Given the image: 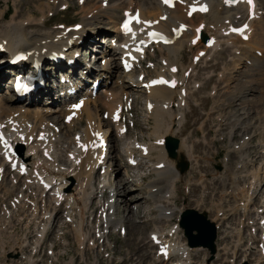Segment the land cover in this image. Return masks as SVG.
Listing matches in <instances>:
<instances>
[{
    "label": "bare ground",
    "instance_id": "6f19581e",
    "mask_svg": "<svg viewBox=\"0 0 264 264\" xmlns=\"http://www.w3.org/2000/svg\"><path fill=\"white\" fill-rule=\"evenodd\" d=\"M53 1H55V9L61 8L62 5L66 4L65 0H53ZM114 1L116 0H99L98 2L100 4L97 7H93L94 2L91 3V5L89 6L88 3L91 1L88 2L87 0H85L81 4L83 5L85 3L84 5L86 4L88 5V7L86 6V9L89 11L86 12V14L83 17V19H85V23L89 18L94 16L93 14L97 16V12L99 13L103 12L100 15L107 17L106 18L107 21L105 22L101 20V23L99 24L97 23L99 27L97 32L100 33L110 32L112 33L110 38L112 37L118 38L119 36L117 19L120 17V14L118 15V10H120L121 13V10L123 8L128 7L132 4L141 10V14L145 18H158L159 15L166 13L167 18L164 21H157V27H160L162 29L176 25L180 21H189L193 23L194 17L189 19L187 18L185 13L187 9V3H190L192 0H185L184 3L182 4H175L174 9L163 8L157 0H120L118 4H113ZM262 2L263 1L258 2V5L256 7V15L254 16L253 19L247 18V7L245 3H238L233 7H226L224 5L223 0H208L209 3L208 12L203 15H199V14L195 15V17L201 16L200 21L206 23L207 31L210 30L209 24H211L214 33L216 35H219V37L221 38L213 45L211 49L208 50L209 53L213 51L215 52L218 48L221 47V45L226 46V49H228V51L233 50V52L235 53V55H233L232 58L236 59L237 61L235 60L234 61L235 63L233 62L234 67L232 68V71H236L239 69V67H243L241 66V63H243L244 60H246L245 57L252 56L253 60L254 58H257L255 59V61L252 60L254 65L256 64L255 63L256 60H260L259 57L255 55H251L250 52L258 51L259 53H261L260 56L262 57L263 52L258 47V44L264 50V44H263L264 42L261 43L260 41L261 40L260 38L264 40V27L263 29H261V31L259 29L258 32L261 33V35H259L260 40L257 42L255 39L254 42L255 46L252 44L255 22L257 21L261 22L260 20L262 19L264 21V14H263L264 12H261V7H260V5H264V2L263 4ZM123 5L126 6L123 7ZM42 7L44 6L42 5ZM81 9L82 11H84V7H82ZM43 18L37 21L35 20V22H31V23H29V20H25L24 18L23 20L21 19L19 21L12 19L10 20L9 23L0 25V44L4 43L3 46L4 50L0 51V87L3 80L9 79L10 73H13L12 70H9L8 57L4 59V55L9 53L8 56H10L13 52H16L18 50L23 51L25 53H30V57L27 60L28 63L41 62L42 67L43 66L45 67L46 64H49L46 65L47 68L53 67L50 64H54L53 70L47 69V72L45 71L49 81L55 76L56 69L58 68L61 69V68L69 67V71L71 69V72L77 74V68L80 66L81 63L79 62L80 60H77V56H76L78 49L77 47L79 45L77 44V39L75 37L77 36L81 38L80 40L81 44L84 42L83 40H86L84 42V47L87 46L90 42L93 41L92 40L93 35H91L88 32L89 27L85 26V28H83L82 26L80 30L78 31L71 30L68 33H65L64 30H59L57 28L53 30L54 32H52L51 30H45L42 28L43 26L41 25H44ZM240 20L241 21L247 20L249 22V29L247 31L248 32L247 41L241 40L240 35H231V36L225 35V31L229 29L231 25L238 26L239 24H235L236 23L235 21H240ZM92 24L93 23L91 22L90 25ZM28 25H34V26L40 25L41 29L32 31L30 30V27H26ZM259 26H262V23H260ZM193 34L194 31L192 29L186 30L183 32L181 37L178 40H176L173 44L163 48L165 49V53L163 50L159 49V54H160L159 60H161V63L165 65L160 64L159 68L155 70V75L162 73V74H168L172 78H175L176 87L173 89L167 88L164 85L142 88L140 86L142 82L137 83V81L133 80L130 75H127L126 78L119 73L117 79L121 80V82L115 85L114 89L112 90V91L115 90L116 92L115 91L111 92L108 95V93L105 94V89H104L102 90V93H100L99 95L100 97L94 100L92 99L91 95H86L87 98L84 99L83 107L80 110L75 111L74 116L69 119V122L67 124H64L60 127L56 123L57 120L52 119L54 118L52 116L53 114H51V111H54L53 109H50L49 112H47L44 109L39 108L41 110H37L36 108L34 112L32 111L26 112V109H30L29 106L25 108L16 106L17 107L16 108L9 103L11 101V98L0 99V126L5 125L8 130L12 126H14L17 129V133H13L10 131L6 132L7 134H9L8 139L12 142H16L18 140L22 141V139L26 140L25 141L26 151L24 153L23 158L20 156L22 163H24L30 168L37 169L50 184L52 183L53 186L50 187L49 189L42 188L39 185L33 183L30 174L24 176L23 183L21 184V188L18 191L19 195L18 194L15 195V197L17 198V203L14 205V209H16V206H20L23 209L27 207L26 206L27 204L32 203L33 204L31 206L33 207L32 214L34 215V212L36 213L37 211L36 204H39V202H42L45 199L44 193L46 192L48 193L46 195H48V197L51 198L52 203L55 205L60 201L59 198L62 196L66 200L65 206L70 207L69 209L66 210L67 212L66 215L71 211L70 215L72 217L74 211H76L77 215L81 218V222L78 223V225L74 226L73 233L76 234L79 245H81L82 249H84L83 246L84 241L88 242L92 240V238L89 235L85 234V232L83 231L85 225H82V222L84 221L83 215L85 211L88 209L91 200L95 197H97L98 199H102L103 192L107 191L109 194L108 200L106 201L107 210L113 209L112 213L114 214L117 210V205L115 204V202H117V200L119 201V199H114V194L115 192L123 190L120 187L119 182H116L114 179H111V175L108 172V169L105 170L106 171L105 174L100 178L97 186L95 187L97 157L101 151L96 147L97 142L94 139V134H96L97 132H102L104 137L107 138L108 143H109V136H111V138H120L121 136L119 133L121 126L111 129L112 126L111 123L99 117V112H100L99 110H101L102 108L112 109L116 105V103L120 101L122 94H128L130 92L129 89L132 88L131 87L132 85L130 83L136 82L138 85L136 87H133L132 91L134 90L135 92L146 93L145 101H144V109H143V113H144L143 123L148 124V120L152 119L153 121L152 131L147 133L149 136H151V139L149 140V142H139L137 138H135V136H131L129 140L125 141L123 147V151H124L123 155L126 156L127 160L132 159V156L133 158H135V160L137 161L140 160V163H138V165H135L139 167L140 171H138L137 168H134L136 170V180L138 181L139 179H141V181L137 183V186L140 187L143 184L142 171L145 166H148V168L150 167L151 169L150 171L153 175L156 174L154 179L150 180L151 187L148 190L147 187H145L147 191L145 192V199L147 198L151 200V205L149 206L148 210L151 209L157 212L156 213L157 221L155 220V222L156 223H160V222L164 223L165 221L168 222L172 219L173 215L177 216L179 212V208H176L173 202L177 194L176 184L178 183V181H182V178L185 176V174L180 170L181 168L180 164L181 162L189 163L191 160H193V158L195 159V157L193 156L194 155L193 150L191 151L192 147L190 145H189L190 147L188 145L186 146L184 140L179 142L174 157L173 158L168 157L163 146V137L166 134H175L176 132H179L181 130L183 121L186 120L185 107L186 108L188 107L187 97L189 95V91L190 90L192 91L193 90L192 88H195L198 85V82L194 78L196 63L194 62L193 58L194 56L197 55V53L195 52L198 50L201 41H199L195 46H193L190 43V39H189ZM84 35H86L87 39L83 37ZM110 43L111 42L109 41V45L103 46L104 49L103 48L100 49L101 50L100 52L105 54L104 59H106V63L104 64V66L101 67V70H104L105 73L113 76L114 74L118 73L117 69L119 65L118 62L116 61V53H115L117 48L113 47L112 44ZM23 46L26 48H23ZM184 48H187L188 50L192 51V56L190 58L189 63L186 66L183 65V63L180 60L181 52L182 50H184ZM240 48L244 49L246 52H249V54L246 55L243 54V56H241L239 51ZM60 53H64L67 59L73 60L74 66L73 67L67 66L66 63L67 59H62L59 60L57 63H54V61L50 58V56L56 55L58 57ZM173 66H175L177 70L175 72H170L169 68L170 67L172 68ZM82 72H84V70H81V73ZM86 72L90 73L94 77L103 76L102 72H95L91 67L86 68ZM224 72L225 71H223V73ZM139 74H141V72ZM186 74H188V77H186ZM130 79H132L131 82H129ZM236 87L237 90L242 89L239 83L237 84ZM51 89L52 87L46 84V87L40 90L35 95V98L38 97L36 99L37 100L40 99L41 101L43 99V95H47V96L50 95L51 97V91H52ZM182 89L185 90L184 94L182 93ZM127 91L129 92L127 93ZM217 91H218L217 87L214 86L210 92V96L212 97L217 96ZM37 100L32 98L29 104H35ZM51 100L53 101V103L57 102V100L55 101L53 97ZM147 102L151 103L150 109L145 108ZM216 102L218 101L216 100ZM31 109L33 110V108ZM72 110L73 107L60 106V108L55 112H59L61 115H63V117H65L69 115ZM49 115L51 116V119L48 118ZM83 116H86V118L84 117L85 127L81 128L76 132H79V134H81L85 142H87V140L93 141L92 146H90L89 150L86 153H81L77 149L73 150L70 147L71 145L74 144L73 136L72 137L69 136L70 138L68 137L65 140L64 138H62L64 134L63 130H66V132H70L72 128L77 123H79L81 117ZM58 120H59V116H58ZM217 120L219 123L218 124L219 128L220 127L222 128L224 125H226L225 115L218 114ZM92 121H94L93 124ZM9 122L10 124H8ZM263 131H264V127H263ZM40 132L44 133L43 139L37 140V137L40 134ZM28 136L29 137L32 136L33 138L36 139L33 142L29 143V140L27 139ZM260 144H263V140L260 141ZM247 146H248V141L243 140L241 143L237 144L235 148V150L241 152L240 154L242 160L241 163L243 167H245L247 164V162H245V160L247 159V154L243 153V150H245ZM64 150H66V155L63 158L60 152ZM69 152H71V154H69L68 156ZM94 152H97L96 157H94ZM46 156H51L52 159L48 160ZM0 161H2L1 155H0ZM65 161L68 162L69 165L65 164ZM61 162L64 163L60 164ZM104 163H107V168H110L111 165H117L115 156H112L109 153ZM161 164L162 166L160 167ZM243 167L241 169H243ZM260 172H261V168L260 166H258L255 168V170H253V172L251 170L247 175L246 174L244 176H242V174L239 175L248 180L247 185L243 189H241L247 201L239 202L237 207H235L236 213L239 210L240 212H242V214H244L245 211L251 209L252 207L251 202L253 200L252 195H254L253 193H255V190H257L259 186L261 187L263 186L262 184L263 178L262 176H260ZM9 174H12L10 178V182L12 184L13 182L16 184V181L22 177L21 175H19L18 169H16L15 171L9 170ZM189 181L190 180L183 181L184 188H187L190 185L191 181L190 182ZM12 184L11 186L9 185L8 187L7 185L0 184V198L3 199L5 196L11 193L14 187V185L12 186ZM122 184L125 185V183ZM249 190L251 191L249 192ZM28 191L32 195V196L30 195V199H29V194H27ZM127 191H125L124 195H126ZM97 194L100 195L98 196ZM131 197L133 198L127 199V197H125L123 201L124 209L128 210L127 207L128 204L130 203V200H135L134 204H132L131 206V210L127 211V214L131 212V214L135 217V212L140 208V204L142 201L141 198L144 197L141 196L140 199H137V197H134L132 195ZM14 199L11 201V204L14 203ZM72 203L74 204L71 207ZM55 205H52L51 208L46 207L42 211L41 219L37 216L35 217L38 219L39 225H42L40 234H43L48 226L51 227V218L55 222L57 218V216L53 214V211L56 210ZM1 211L6 213L7 208L5 206H2ZM253 211L255 212V215H257L258 217L256 223L259 224L260 231H258V233H260V240L262 242L261 244L262 247L259 249L260 257L255 261L254 264H264V259L263 256L261 255L263 254V249H264V200L262 201V206L259 208L256 207L255 209L253 208ZM112 213H109L107 215V220H106L107 223H111V222L116 223ZM6 214H8V212ZM120 225L122 226L123 224ZM176 229H177L176 227L171 226L170 228L164 230L163 228L159 227V225L157 224L154 226L155 232L159 233L160 235L173 234L176 231ZM151 232L153 231H150L146 235L145 239L147 237L148 238L150 237ZM21 243L23 245L24 242ZM249 243L251 242L249 241ZM169 247L171 250L176 249L179 260L187 255V250L183 249L178 245H176L175 248L174 246H169ZM18 248L22 249L20 245ZM253 248L254 247L249 245V247H247V251L249 252ZM81 253L83 254V256H81V259L85 261V264H88V262H86L88 260V257H85L86 252L85 253L81 252ZM69 261L70 264H72L73 256L70 257ZM175 263L180 264L179 261H176Z\"/></svg>",
    "mask_w": 264,
    "mask_h": 264
},
{
    "label": "rangeland",
    "instance_id": "374dc122",
    "mask_svg": "<svg viewBox=\"0 0 264 264\" xmlns=\"http://www.w3.org/2000/svg\"><path fill=\"white\" fill-rule=\"evenodd\" d=\"M87 1L88 2L91 1L88 3L89 6L91 5V3L94 2L93 7H97L100 4L98 2L99 0H96V1L95 0H87ZM65 2H66L65 5H67V3L69 5L68 9H66L64 11H58V9H60V8L55 9V1H53V0H0V25L1 24L2 25L7 24L12 19L19 21L21 19L23 20V18H24L25 20H29V23H31V22H35V20L37 21V20L44 17L43 18L44 19V25H41V26H43L42 28L45 30H51L52 32H54L53 30L57 29L54 27L57 26L58 23L72 24L74 22H78L81 20L80 22H81L83 28H85V26L90 27L89 25L91 24V22L95 26H98V24L101 23V20H103L105 22L107 21V19H106L107 17L100 15L103 12H100V13L97 12V16H95V14H93L94 16L89 18L85 23V19H83V17L86 14V12L89 11L86 9V6L88 7V5L87 4L84 5L85 4L84 3L83 5L79 6L77 4V0H68V2H67V0H65ZM119 2H120V0H116L113 2V4H118ZM263 2H262V4H263ZM42 5L44 7H42ZM82 7H84V11H82V9H81ZM123 7H124V5H123ZM54 11H57V12H54ZM3 12H6L5 16H1V14ZM50 12L53 14H49ZM10 14H11V16H9ZM119 14H120V10H118V15ZM45 18H46V21H45ZM260 21L262 23V26H259L258 29L255 28L254 38L257 37L258 41L261 39L260 41H261V43H263L264 40L259 37V35H261V33H257L259 29L261 31V29H263V27H264L263 19ZM259 23L260 22H257L256 24H259ZM41 26L40 25L39 26L28 25L26 27H30V30L35 31V30L41 29L40 28ZM96 29H97V27H95V30ZM97 34L98 35H95L96 41L92 42L91 46L95 47V46H93V44H102V43H104L106 46V43L109 42L108 40H109L110 34L108 35L107 33H100V32H97ZM262 36H263V33H262ZM100 41H102V42L100 43ZM23 48H26V47L23 46ZM225 51H228V49H225ZM211 53L212 52H210L209 54H211ZM188 57H189V53H185V59H186L185 62L188 61ZM217 57H219V58H217ZM217 57H215L211 63L206 62V64H205L206 70H209V68L213 69V70H219L221 67L220 64H222V73H223V71H225L224 73L227 72V73H229V75H225L221 81L219 80V82L221 83V84H219L220 91H217V96H215V97L213 96L214 98L211 96L213 99L209 97L210 92L207 94V91L210 87V85H208V83L211 81V83L213 84L214 82L217 81L216 77H214V79H212L213 75H211L212 78H211V76H209L205 79L204 84L201 86L202 89H200L199 92H197L198 90H195L194 92H192L193 90L189 91L188 96H190L191 94L192 95H191V97H189V102H188L187 108H190V110L186 109V118H185L186 120L183 121V125L181 127V130L175 135V137L180 139V142L184 140L186 146L190 145L192 147L191 151L193 150V154H194L193 156L195 157V159L193 158V160H191V162L189 163L190 167L184 173L185 176L184 177L182 176L183 177L182 181H178V182H182V183H179L178 185L176 184V189H177L176 195L177 196L174 198L173 202H174V205L176 204V206H175L176 208H178L179 206H181V207L185 206V208L188 207V208H195L199 211H207L208 217L211 220H213L214 222H216V224L219 226L218 232H219L220 238L218 241V251H217L218 256L210 264H233L232 262L229 261L231 259V253L233 250L236 253V258L235 257L233 258L234 264H241V262H242L241 258L243 257V255L245 256V258H244L245 260L247 259V257L249 255L254 257L252 262H255L257 260V258L259 257L258 252L253 253L255 251V248L251 249V251H249L250 252V254H249V252L247 250L243 253L244 250L237 248V246L241 243L240 239L237 241V244L235 245L236 242H234V241H235L236 237L234 235L235 234L234 226H235L236 220L238 218L230 216L231 219L223 220L222 216L219 215L220 209L217 205L222 206L224 209H229L231 207L230 210H232L233 213H236L235 207H237V205L239 204L238 201L239 202H246L247 201L246 197L243 195L244 193L241 191V189H243L247 185L248 180L242 176H244L245 174L247 175L251 170L253 172V170H255V168L258 166H255V164L253 163L252 169L249 170V169H247V167H248V165H250L249 164L250 162L249 163L247 162L245 167L242 166L243 169H241L242 167H240L239 169H237L236 171H234L232 173L225 172V170L227 168L225 165V158L227 157L226 155H227L228 148H229V151L232 153L231 156H235L236 153L239 152L238 150H235V148L232 150L233 142H234V144L241 143L242 141L240 142L239 139L242 137L243 134H246V133H244V131H243V133L241 135L239 134L240 130H238V127L236 125L243 126V124H239V122H234V120H236L239 117H245L243 115L245 114L244 111L246 110L248 115H250L249 118L251 117L250 120L248 121V124H249V122H255L257 125L254 128H251V130H250V132L253 134V136L251 138L247 137L248 146L246 149L250 152V148H253V150H255V153H254L255 156L253 157V159L255 158V161L259 160V150L262 149V147H263L262 145L264 144V131H263V127H264V101H263L264 100V61H262L261 58H259L260 60H256V62H255L256 64L255 65L253 64L254 66L253 65L249 66V64H246L244 62L245 64L241 63V66H243V67H239L238 70L232 71V68L234 67L235 62L233 64L229 62L230 63L229 64L227 61V58H228L227 54L217 55ZM215 59L217 62H214ZM255 59H257V58H254V60L253 59L252 60L255 61ZM199 65L201 66V64H199ZM95 66H101V65L97 64ZM195 70H196V66H195ZM204 72H206V71L204 69H202L201 73L194 75V78L197 82L200 81L201 74ZM202 77H204V74H202ZM224 80H226V81H224ZM114 82H115V80H114ZM238 83L241 85V88H242L241 90H237L236 86ZM214 86H216V85L214 84L213 87ZM189 89H190V87H189ZM128 92L129 91H127V93ZM217 97L221 102H219L216 106L213 107V108H215L214 112L216 113V115L215 116L213 114L209 115L208 114L209 112L207 110H209V109L211 110L210 106L212 105V101L215 102L217 100ZM2 98H7V99L9 98V93L7 92V89H3V91L0 93V99H2ZM36 98H38V97H36ZM223 101H224V103H223ZM9 103L11 105L15 104V102H13L12 99ZM135 103H137L138 105L139 104L142 105V103L139 102V99L135 100ZM13 106L16 107L17 105H13ZM139 106L137 107L138 109H137L136 118L140 122V121H142L141 119H143V117L141 115V111L139 109ZM58 109H56V110L54 109V110L57 111ZM35 110H36V108H33V110L30 108V109H26V112L27 111L34 112ZM37 110H41V109L37 108ZM187 111L189 112V114L187 113ZM55 113H57V112H55ZM218 114H223V115H225V118H226V120H225L226 125H224L222 128L221 127L219 128L220 132H217V130L215 129V127L218 123L217 118H216L218 116ZM52 116L54 117L53 118L54 120H58V116L56 114L52 115ZM84 117L86 118V116H84ZM48 118L51 119V116L49 115ZM201 119L206 120L203 124V128L201 127L202 125H200V128L197 126V122ZM59 122H61V120ZM247 126L248 125L246 124L245 128H247ZM237 130H238V132H237ZM136 131H138L137 135H142V134L144 136L147 135L144 131L140 132L141 131L140 128H139V130H136ZM63 133L64 134H63L62 138H64V140L66 138H68L69 136H71V135H69V133H71V131L66 132V130H63ZM132 136H134V135H132ZM124 140H125V138L121 139V141H117L114 138H111V136H109V141H111L110 146H109L111 148V153L110 152H108V153L111 154L112 156H115V160L117 161V165H111L112 168H113V166H115V168H113V178H115L114 180L116 182L120 183V187L124 190L123 191L124 194H125V191L128 190L126 192V195H124V197H119L120 203L115 202L116 205L123 206V208L121 206L118 207V213L117 214L119 217H125L124 219L126 221L125 225L127 227V232H126L124 238L119 237V235H117V234H113V235L111 234V238L116 243V250H118L117 252L118 253L120 252L122 255V258L124 259L123 262H120L119 264H126L128 262H135V263L139 264V262H142V261L143 262L149 261L151 259V256H152L151 248L149 247V243L146 242L147 238L145 239L147 233L149 231L154 230V225L160 224V223H161L160 225H162V224L164 225V223L165 222L167 223V221H165L164 223L163 222L156 223L155 220L157 221V218H156L157 212H155L153 210L149 211L150 214H144L145 210L148 211V208L151 205V200H149L147 198L145 199V192H147L145 187H147V190H148L151 187V181L150 180L154 179V177L156 176V174L153 175L151 173L150 167L149 168H148V166H145L144 168L142 167L143 168L142 173L145 174V176H144L143 184H142L140 189H138L139 186H136V189H135V187L131 184V182H128V180L123 175L124 171L128 170V174H129L135 170V169H129V168L127 169L125 165L123 167L119 164V161L121 160L119 157H122V155L120 153V146H122ZM261 140H263V144H260ZM138 141L144 142V141H140V140H138ZM227 146H228V148H227ZM222 149L225 150V154H223L221 156V153L223 152ZM216 151H217V154L216 153L214 154V152H216ZM243 153H246V152H243ZM240 154H241V152L239 153V160L241 162L242 160H241ZM116 156L119 159L116 158ZM153 156H155V155H153ZM262 156L264 157V154ZM248 160L253 162L252 158H250V155H249ZM227 161H228V158H226V164H227ZM62 163H64V162H61L60 164H62ZM65 164H66V161H65ZM138 170L140 171L139 168H138ZM147 170L150 173L147 174ZM216 171L218 172V174L216 173ZM134 172H136V171H134ZM222 173H223L222 177L218 176L219 174H222ZM241 174H242V176H239ZM233 176H234V178H233ZM9 178H10V176H7V179L3 180V185L6 182L7 184L5 183V185H7V187L9 185L11 186L12 183L10 184ZM227 178H229L228 189H230L232 184H233L230 192L229 191L224 192V190H222V189H216V188H223V189L226 188ZM232 179H233V182H232V184H230V180H232ZM186 180H190V181L192 180V182H193V184L191 185L188 192H186L184 190L183 185H182V184H184L183 181H186ZM240 182H242V185L239 184ZM122 183H125V185ZM146 183H147V186H146ZM13 185H14V187L16 186L17 188L14 190V187H13V190L9 194L10 196L7 195L8 198H10L13 195H17V192L19 189L18 185L17 184L15 185L14 182H13L12 186ZM262 187H263V189H262ZM262 187L259 186L257 188V190H255V193H253L254 195H252L253 200H252L251 204L254 203L256 206L261 205L260 198L262 197V195L264 193V191H263L264 186H262ZM20 188H21V186H20ZM131 189H133V190H131ZM165 189H166V187H165ZM250 191L251 190H249V192ZM118 192H115L114 199H116L117 196H120V194ZM223 192H224V194H227V195L232 194L235 196H237V195H240V196L237 198H234L233 196L232 197H226L227 200L221 201L220 198H221V194H223ZM260 192L262 193V195L260 194ZM27 193L30 194L29 191ZM128 195H129V197H128ZM131 195L134 197H137V199H140L141 196L144 197V198H141L142 201L140 204L139 213H136L135 217L131 214V212L126 214V210L124 209V202L123 201H124L125 197H127V199L133 198V197H131ZM7 196H5L4 198H6ZM239 198L242 199V201ZM0 199H2V198H0ZM11 201H10V205L12 206ZM236 201L238 204H236ZM134 202H135V200H130V203L128 204V207H127L128 211L131 210V206H132V204H134ZM220 202H222L223 204L221 205ZM234 204H236V205L233 206ZM0 206L6 207L5 199L2 200V202L0 203ZM253 208L255 209L256 207L252 206L251 209L248 211H245L244 214H242V212H240L239 210H238L239 213L237 211V214L241 213L243 215V218L240 222L241 228L237 229V235L238 236L242 235L245 227H251L252 236L250 237V236L244 234V239L249 240L251 243L253 242V245L257 246V244H258L257 238H259V240H260V233H258V231H257V228H259V224H257L256 223L257 221H255V216H257V215H255ZM12 209L15 210L14 207ZM8 211L9 210L7 208V212ZM20 211H21L20 208H17V210L14 211V217L12 218L13 221L11 222V225L8 226V231H11V234H15L16 237H19L21 234L25 233V231L27 233L28 232L31 233L33 230L32 229L33 227L31 225L24 226V221L16 220V217L21 215ZM249 214H252L254 217L250 216ZM1 215L4 216V214L0 213V218L4 219L5 217H1ZM224 215L228 216L229 211H226V213ZM56 216H57V218H56L55 222H53V225L51 227V229L53 228L54 230L52 233H49V235L46 236L44 248L41 251H39L37 254V255H39L38 256L39 258H42V262L38 263V264H45L46 261L48 260V258H47L48 256H46L47 255L46 254V248L49 247V243H51V242L55 244L54 252L61 253V252L66 250V251L72 252L71 254H73L75 256V258H78V256L81 253V250H78V248H77V244L76 245L71 244L68 248L63 250L64 249L63 240L61 239V238H63V236L65 238H68L71 243L72 242L75 243V239L70 236V232L68 231L69 228L67 226V222H64V219H63L61 212L58 211L56 213ZM154 217H155V219H154ZM232 218H234L235 220H233ZM57 219H58V221H57ZM135 219L138 221H135ZM170 221L173 222L174 218L171 219ZM222 221H224L225 224H223ZM228 225H229V227H228ZM245 231H248L247 228H245ZM254 237H255V239H253ZM0 238H3L2 239L3 243L7 242V240H5V239H8V234L6 233V231H4V229H2L1 224H0ZM250 239H253V241ZM3 243H2V249H5ZM11 243H12V241H11ZM251 243H250V245H251ZM253 245H251V246L253 247ZM18 247H19V245L16 246L15 248H18ZM86 248L87 247L85 246L84 249H82L83 253H85ZM128 249H130V253H127ZM117 252H116V254H117ZM259 253H260V250H259ZM247 254H249V255H247ZM42 255H43V257H42ZM81 256H83L82 253H81ZM88 256L91 257L90 252H88ZM205 256H207L206 251H200V252H197L195 254V257L199 258V261L201 260L202 257H205ZM7 257L8 256H4V254L1 253V251H0V259H3V261H4V259ZM85 257H87L86 253H85ZM148 258H149V260H147ZM263 259H264V257H263ZM98 260H99V264H117L115 261H111L109 257H105L104 253H102V254L98 253ZM144 260H146V261H144ZM50 264H59V263L56 262V263H50ZM156 264H160V263H156Z\"/></svg>",
    "mask_w": 264,
    "mask_h": 264
},
{
    "label": "water",
    "instance_id": "95a60500",
    "mask_svg": "<svg viewBox=\"0 0 264 264\" xmlns=\"http://www.w3.org/2000/svg\"><path fill=\"white\" fill-rule=\"evenodd\" d=\"M177 139H169L170 154L175 155L174 149L177 147ZM180 225L185 230L190 246H203L215 251L214 240L216 231L214 224L206 220L205 214H199L192 209L186 210L180 220Z\"/></svg>",
    "mask_w": 264,
    "mask_h": 264
},
{
    "label": "snow or ice",
    "instance_id": "6c2138e0",
    "mask_svg": "<svg viewBox=\"0 0 264 264\" xmlns=\"http://www.w3.org/2000/svg\"><path fill=\"white\" fill-rule=\"evenodd\" d=\"M169 2V0H165V3H168ZM249 2H251V0H249ZM196 9L195 8H193V11H195ZM200 11H206V7H202V8H200L199 9ZM136 19H138V17H136ZM246 27V26H245ZM124 29H125V31L126 32H130L131 31V29L129 28V22H126L125 24H124ZM235 31H241L240 29H235ZM160 82H166V81H160ZM155 83V82H154ZM173 86H174V82H173ZM74 107H80V105H75ZM97 135H99V134H97Z\"/></svg>",
    "mask_w": 264,
    "mask_h": 264
}]
</instances>
